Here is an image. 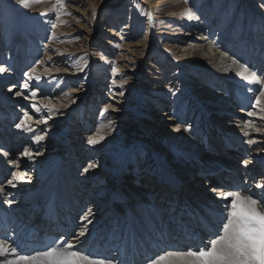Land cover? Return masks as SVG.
Segmentation results:
<instances>
[{
	"label": "rangeland",
	"instance_id": "374dc122",
	"mask_svg": "<svg viewBox=\"0 0 264 264\" xmlns=\"http://www.w3.org/2000/svg\"><path fill=\"white\" fill-rule=\"evenodd\" d=\"M54 4L55 0H23L22 4L16 0H0V61L5 58L7 74L18 72L23 53H32L30 62L21 66L22 75L16 81V92L23 93L18 96L22 104L11 111L14 112L13 118L6 117L8 128L4 129L16 134L15 137L10 136L11 140L7 144L8 147H14V151H8L9 161L12 159L10 155L14 154L29 166L33 162L32 167L37 163L41 170H55L56 164L60 161L64 163L70 157L68 140L75 145L85 143L82 149L87 159L74 161L78 171L75 172L76 176L73 175V180L87 184L93 179V190L89 198L82 199L83 207H80L79 215L75 217L77 223L83 219H86L85 222L94 221V210L87 212L92 198L99 197L101 201L113 194L116 196V186L121 184L118 171L124 173L126 180L122 188L125 191L142 178V184L139 186L138 182L136 187L147 186L150 196L156 193L153 175L157 170L162 171L161 164L171 166L165 171L168 174H177L176 169L188 171L192 177L186 178L184 183L200 172L206 174V166H192L182 161L193 150V146H199L196 157L202 159L204 152H208L199 141H193L192 136L195 133L209 135L200 119L204 118L206 124L218 121L221 114L215 112L213 104L221 106V100L225 98L231 104L232 93L244 89L246 81L232 82L234 86L231 87L232 83L227 78L205 70L198 62L187 60L184 48L199 44L197 41L201 42L200 38L205 36V43H211L218 54L239 61L238 64L247 69V76L251 77L252 71L258 75L264 74V0H190L189 3H185V0H66L59 17L52 12ZM189 8L192 10L191 18ZM64 12L72 15H65ZM53 24L55 27H52ZM48 55L55 56V60L51 58V63H37ZM47 68L54 69L55 75L45 76L43 73ZM25 72L42 78L39 81L42 93L38 92L36 100H45L46 106L55 109L53 113L40 112L38 117L33 115L30 106L35 102L31 98L24 99V95L29 93L22 85L26 82L31 85L35 81H29ZM11 83L9 81L6 87ZM121 84L124 86L122 89L118 87ZM6 89L0 87V93H5ZM121 91L123 95H120ZM255 94L259 95V92ZM212 95L216 96L213 103L207 102L208 98L204 100V97L211 98ZM235 96L242 101L241 94L235 93ZM233 102L235 105L239 103L236 99ZM254 102L251 96L245 108L242 104L229 106V111L221 116L224 122H219L222 124L220 128L230 129L229 124H236L230 120L237 118L234 113L241 107L258 110V114L264 118V112L259 107L253 109ZM106 107L107 112L102 115ZM26 110L32 117L27 124L32 126V130L36 127L40 130L29 132L15 127ZM165 112H173L172 116L178 122L165 121ZM197 112L201 116L197 117ZM226 117L228 119L225 121ZM44 120L47 123H43ZM171 123L185 129L189 143L182 142L180 138L161 139L157 127L165 128ZM219 123H214V126L217 127ZM262 123L260 129L264 131V119ZM72 131L74 137L70 139ZM99 136L104 138L97 144L88 143L89 137ZM36 137L42 139L37 141ZM245 138L239 144L240 150L256 153V158L263 157L264 146H257L251 137ZM249 139L253 143L249 144ZM25 149L30 150L28 152L32 159L23 155ZM2 150L6 149L0 148V153ZM209 152H212V147H209ZM217 157V154L210 153L202 162L216 161ZM127 158V169L120 170L119 166ZM2 160L0 166L2 164L5 168L6 162ZM238 160L239 164L243 163L241 158ZM254 162L257 164V161ZM89 164L95 166L89 168ZM17 167L22 169L19 164ZM21 171L24 172L23 169ZM13 172V169L5 172V182L1 184L8 189H11L8 180L12 179ZM40 172L35 175L38 182L41 179ZM259 175L257 178L260 180ZM236 177L243 180L242 176ZM179 182L176 183L177 187L183 184V181ZM210 184L200 182L204 194L209 193ZM76 191L75 194L80 195V190ZM21 192L24 193H18L20 200L27 193ZM174 192L177 197L175 189ZM124 202L117 205H124ZM20 204L19 201L17 205ZM106 206L104 204V208ZM79 225H75L76 228ZM131 251L133 254H145L142 245L138 249L132 246ZM158 251L152 256L162 250ZM152 258L149 256L147 261Z\"/></svg>",
	"mask_w": 264,
	"mask_h": 264
},
{
	"label": "bare ground",
	"instance_id": "6f19581e",
	"mask_svg": "<svg viewBox=\"0 0 264 264\" xmlns=\"http://www.w3.org/2000/svg\"><path fill=\"white\" fill-rule=\"evenodd\" d=\"M179 5H182V2H179ZM202 37L200 38L202 40L201 42L197 41L199 44H194L184 48V57L187 60L198 62L200 67L211 71L213 74H219L221 77L227 78L226 80L231 81L230 83L233 82L235 84L237 81L245 80L246 82L244 89L234 90L231 97L233 100L236 99L239 101L238 104H242L243 108L247 107L251 96L254 97V99L257 96L256 94L250 93L248 88L252 86L258 88V85H249L248 80H246L245 77H248L249 80L251 77L247 76L246 68L240 66L236 61L229 60L226 56L218 54L211 43H205L207 41L205 36ZM31 54L32 53L29 52L23 53L22 62H20L18 72L14 75H10V73L7 74L8 69L4 66L5 58L2 59L3 62L0 61V68H5L3 72H0V87H5V89L7 88L5 93L8 94L7 96L5 93H0V110L2 111L0 112V137L2 138V141L0 142V148L6 149L2 150L4 152L1 151L0 153V163L1 159H3L2 162H6L4 163L6 164L5 168L2 166V164L0 166V180L5 178V172H10L12 169L14 170L13 173H16L17 176L21 177L19 182L17 180V182L14 181L15 187L10 186L11 189L1 185L3 182L0 184V188L3 189V191H0V204L3 207L1 208L0 206V210L8 213L10 209L9 207H14L13 211L15 213L11 215L12 218L21 220L24 225L29 227H32L37 223L39 224V226H37L38 229H41L40 226L45 227L49 224L48 220H43L39 216L40 210L44 208L41 206L44 201L45 203L47 200L50 201L48 204L49 208L53 206V203H58V205L61 206L60 208H57L58 210H56L58 216H62L63 212L67 215L72 214L71 216L73 218L78 215L80 207H83L82 202H84V198L90 197L91 191L93 190L91 188L93 186V179H91V182L87 184L73 180V175H75V172L78 171L76 168L77 164L74 161L76 159H87V156L83 154L84 150L82 149L84 148L85 143H82L81 145H75L71 140H68L70 157L66 159L64 163L60 161L58 165L56 164L54 166L55 170L48 171L44 168L41 170L39 167H37L39 166L37 163H35L32 167L31 163L33 162H30L29 166L23 163V161L20 160V157H15L14 154L10 155L12 158L10 161L8 159V151L11 153L14 151V147L12 148V145L8 147L7 144L10 142V136L15 137L16 134H10V131L8 132L4 129L8 128V124L6 125L5 122L8 121L9 116L13 118L14 112L11 111L22 104L20 103V100H18V96L15 94L16 90H18L16 87V81L22 75L20 70L21 66H26L30 62L32 57ZM51 58H53V61L55 60V56L50 57L48 55L42 59V61L45 64L51 63L49 62V59ZM54 71V69L52 70L47 68L43 74L45 76H54ZM9 81L12 83L6 87V84ZM233 83L231 84V87L234 86ZM235 93L242 95V101H240L238 97L235 96ZM207 98V102L211 104L215 101L216 96L212 95L211 98L209 96L204 97V100ZM204 100L201 101L204 102ZM227 100L228 99L226 98L221 100V106L218 104H213L215 112L221 114L218 116L220 117L218 121L212 123L208 122V124H206V122L204 123V118L200 119L203 121V127L206 129V132H209V135L206 136V134H203L201 136L200 134L195 133V136H192L193 141H199V144H203L202 146L208 150V152H204V156L202 157L203 160L205 157L209 156L210 153L217 154V160L203 163L200 156L196 157V153L199 152V146L197 148L193 146V150L188 152L186 158H183L182 160L183 162H188L192 166L199 164L216 169L215 173L220 174V178L215 177L214 180H208V184L211 182V184L208 186L209 193L204 194V189L200 188L199 186L200 182L203 181L202 176H196L192 180H189L191 183L187 181L184 183L186 178L188 179L192 177L191 174L188 171H184L182 169H176L177 174H168L165 171H167L171 166L166 163H164V165L161 164L162 171L157 170L155 171L156 174L153 175V177H155V183L153 185L156 193H154L152 196L148 194V191L150 190L147 189V186L144 185L143 188L138 187L141 190L136 187L138 182L139 186L142 184L140 182V179L142 178H139L137 182L131 184L128 189L129 191L127 189L125 191L122 188L124 181L126 180L124 173L118 171L119 182L121 181V184H117L116 186V196L113 194L112 197L101 201L98 199L99 197L92 198L93 200H90V204L87 207V212L88 210H94V218L90 216L94 219V221L91 219L90 222H85L86 219H83L84 221L82 220L81 223H77V225H81H79L77 228L76 226L73 227V232L71 230V233L66 237V240L72 241L73 243H78L80 246L84 247V249L90 250L93 253H99L103 257H111L112 264H148L147 260L149 256L155 258V256L152 255L157 254L159 252L158 250L165 251L180 246L187 247L189 245H196V243H194L195 240H191L190 242L188 241V243H186L187 241L185 240V236L182 235L183 231L185 235H189L194 239L197 238L203 241H205V239H209V226L213 228L217 227L216 220L218 219V216L213 215V213H219L223 211L225 205L229 203V201L223 199L224 193L232 190H242L244 193L264 195V156H259L256 158V153L251 154L252 152L250 153L245 150L242 152L239 145L240 142L243 143L244 140H246L245 137H251L255 140L254 142L257 144V146L260 147L261 144L264 146V131L260 129V127L263 125L262 121L264 118L258 114V110L256 111L257 115L249 117L248 112L255 110H252L251 108L249 110H245L241 107L236 109V112L234 113L237 118H233H236L237 120H230L232 122H236V124L234 123L235 126L231 123L228 126L230 129H226V127L220 128L222 124L219 122H224V119L221 118V116L229 111L228 107L238 105H235L233 100L230 98L229 100L232 101L231 104H229ZM33 102L44 109L41 114L48 113L47 108L49 106H46L45 100L35 99ZM258 107L264 112V97H261V103ZM91 108L92 107L89 106L90 110ZM19 109L22 111V108ZM172 114L173 112L171 114L166 113L165 121L174 123L178 122V120L173 118ZM33 115L37 117L39 116V114L34 113ZM196 116L199 117L201 115L199 112H197ZM6 117H8L7 120ZM227 119L228 117L225 118V121ZM249 121L253 122L252 125L246 126ZM197 123L199 124L200 122ZM214 123L219 124H217V127H215ZM163 127H157L156 129L161 133V139L162 137L172 140L180 138L182 142L189 143V140L186 139L187 136L185 135L186 133L184 132V128L178 127L172 123L167 125L165 128ZM36 128L37 129L35 130H40L39 127ZM35 130L33 129L32 131ZM73 133V131L70 133V139L74 137ZM245 133H247V135H245ZM202 138L204 139L202 140ZM18 139H21V137ZM22 141L25 142L24 139ZM209 147H212V152H209ZM219 152H221L220 155ZM163 157L164 156H162V160L166 162ZM239 158L242 159V164H239ZM246 159H248L247 162ZM12 160L13 162H11ZM127 160H129V158L123 162L124 164L119 166L120 170L127 169ZM254 161H257V164ZM18 164L21 166L24 172L21 171L22 169L17 167ZM177 165L179 166V164ZM33 168L38 171H35ZM39 170L41 171V179L38 182L37 179H35V175L36 172L39 173ZM70 170L74 171L71 172ZM210 171L212 170H209L208 174L212 173ZM260 172L262 173L261 176L259 175ZM96 173L95 175L93 174L94 178ZM258 175L260 180L257 178ZM236 176H242L243 180L241 181ZM177 181H183V184L177 187ZM35 182L37 183V187L35 186ZM258 185L261 187H258ZM76 186L78 189H76ZM205 186H207V184ZM13 189L17 191L15 192ZM174 189L177 191V197L175 195L176 192H174ZM76 190H80V195L75 194L77 193ZM21 191L27 192L26 195L21 199L24 201L21 202L22 205H25L24 209L22 207L15 208L18 202L21 201L19 199L20 196L18 193H24ZM142 194L146 196H143ZM5 198L6 200H4ZM3 201H5V204H2ZM8 201H11V204H9ZM87 202L89 203L88 200ZM121 202H124L125 204L121 206H119L120 204L117 205ZM104 204H107L105 208ZM64 209H67V211L65 210L64 212ZM116 210H118V212H116ZM87 215L88 214L85 216ZM27 220L28 223L26 222ZM112 221L113 223H111ZM81 230H85V235L80 236L77 241L74 238L78 236V233ZM20 231V228L15 229L16 233H19ZM41 237L42 235H39L37 238L40 239ZM60 237L64 236H59L57 239H60ZM175 244L177 246L173 247ZM140 245H142V252L145 254H133L131 247L133 246L138 249V246ZM162 251H160L159 254H162Z\"/></svg>",
	"mask_w": 264,
	"mask_h": 264
},
{
	"label": "snow or ice",
	"instance_id": "6c2138e0",
	"mask_svg": "<svg viewBox=\"0 0 264 264\" xmlns=\"http://www.w3.org/2000/svg\"><path fill=\"white\" fill-rule=\"evenodd\" d=\"M16 2L22 4L23 0H16ZM65 2L66 0H55L52 12L57 17L62 14ZM189 2L190 0H185V3ZM191 12L192 10L189 8L190 18ZM63 14L72 15L68 12ZM52 27H55V25L53 24ZM76 38L80 39L81 37ZM236 62L239 63V61ZM37 63H43V61H37ZM3 71L4 69L0 68V72ZM24 75L29 81H35L31 85L27 82L22 85V88L29 93L24 95V99L31 98L35 100L38 92L42 93L39 84L42 78L38 75L30 76L28 72H25ZM245 79L248 80L249 85L260 86L259 88H248L250 93L259 92V95L255 98V103L252 104L253 109H256L261 103V97H264V74L258 75L255 71H252L251 79L249 80L248 77H245ZM118 87L122 89L124 86L121 84ZM15 94L21 96L23 93L17 91ZM120 95H123L122 91ZM30 108L34 114L44 111L36 103H32ZM54 111L55 109L51 107L47 108L48 113ZM106 112L107 107L101 114L103 115ZM255 115H257L256 111L248 112L249 117ZM31 118L29 111H24L15 127L32 131L27 124V121ZM42 122L47 123L46 120ZM252 123V121H249L246 126H251ZM103 138V136L89 137L88 143L94 145ZM40 139L42 137H36L37 141ZM247 142L249 144L253 143L251 139ZM23 155L32 159L27 149H25ZM94 166L89 164V168ZM19 179L21 177L13 173L12 179L8 180V184L15 187L14 181ZM258 187L261 186L258 185ZM0 191H3V189L0 188ZM223 199L229 201V203L225 205L223 211L213 213V215L218 216L216 220L217 227L209 226L210 235L207 243L201 240L197 245L165 250L162 254L156 255L155 258L149 259L148 264H264V195L232 190L224 193ZM8 203L11 204V201H8ZM84 235L85 230H81L74 239L78 241V238ZM0 264H112V258L103 257L99 253L86 250L78 243L66 240L65 237H60L58 241H53L49 245H42L31 252L24 251L22 245L14 238L3 237L0 238Z\"/></svg>",
	"mask_w": 264,
	"mask_h": 264
}]
</instances>
